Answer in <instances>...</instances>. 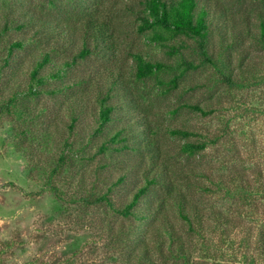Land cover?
<instances>
[{
	"label": "rangeland",
	"instance_id": "374dc122",
	"mask_svg": "<svg viewBox=\"0 0 264 264\" xmlns=\"http://www.w3.org/2000/svg\"><path fill=\"white\" fill-rule=\"evenodd\" d=\"M28 2L37 7L42 17H50L66 28L65 36L75 37L74 42H67L70 56L82 46L89 16L111 21L113 40L110 42L114 45L109 51L102 45L99 52L91 47V55L76 67L70 78L88 79L89 85L75 91L87 104L88 111L99 106L97 90L116 82L114 102L118 110L128 114L124 121L115 122L91 142L95 127L92 114L88 113L85 121L77 124L72 132L68 127L70 106L74 104L71 94L60 96L59 100L47 94L28 98L23 107L31 111L38 112L42 106H49L55 115L59 113L50 126L55 132L49 145L52 152L60 153L63 140L70 138L80 141L77 147L86 145L90 154V144L108 139L116 126L130 124L134 140L152 146V150L145 151L144 164L148 167L157 159L159 166L154 175L164 161L171 167L170 177L180 179L192 175L197 183L213 190L192 186L186 190L190 198L206 209L221 208L239 221L240 227L232 231L230 243L223 247L224 256L233 262L264 264V79H252L264 77V47L260 42L264 0H199V5L209 12L210 60L202 55L196 38L180 35L164 40L162 45L151 39L153 32L141 31L144 0ZM40 30L38 36L46 47H51L57 39L56 33L52 29ZM135 53L166 66L156 76L137 80ZM231 69L238 83L230 84L222 75V71ZM175 78L177 85L173 86ZM20 79L9 76L2 79L0 104L14 91L23 90L26 83L18 86ZM185 103L199 104L209 114L194 111L184 106ZM16 118L13 114L0 116V264H66L69 259L73 261L70 264H108L104 239L93 228L83 227L79 212L68 208L53 191L44 188V169L31 164L20 148L21 144H31L27 138L21 142L19 135L29 128V121L26 124L24 119ZM171 128L189 129L196 135L176 136L169 132ZM188 140L205 142L207 147L189 156L182 151ZM151 151L156 158L151 156ZM122 157L119 153L113 156L118 164H122ZM99 160L100 156L77 166L75 171L82 167L88 170L89 187L96 183L101 193L110 183L105 174L100 178L94 174ZM197 172L200 174H192ZM106 173L115 180L122 174V168L107 169ZM240 174L254 188L255 201L251 204H242L224 191L214 189L212 179L219 180V175L235 178ZM76 177L67 176L66 182L71 183L62 186L65 191H80L84 187ZM137 178L123 191L115 187L111 194L115 202L122 204L131 199L136 185L143 184V171Z\"/></svg>",
	"mask_w": 264,
	"mask_h": 264
},
{
	"label": "trees",
	"instance_id": "16d2710c",
	"mask_svg": "<svg viewBox=\"0 0 264 264\" xmlns=\"http://www.w3.org/2000/svg\"><path fill=\"white\" fill-rule=\"evenodd\" d=\"M208 13L205 7L199 5V0H144L140 30L153 32L151 39L162 45L164 40L180 35L196 38L202 55L210 60L208 48L211 26ZM260 26V42L264 47V15L261 16ZM84 27L82 46L70 56L67 42H74L75 37L65 36L66 28L54 23L50 17H42L37 7L28 0H0V83L7 76L21 78L18 86L26 83L22 91H14L0 104V116L13 114L18 117L17 120L24 119V123L29 121V128H25L19 135L21 142L27 138L31 144H21L20 148L27 154L31 164L40 165L44 169V188L53 191L57 199L68 208L72 207L79 212L83 227L93 228L98 237L104 239L103 245L108 248L104 256L110 260L108 264H243L227 259L223 249L224 245L230 243L232 231L240 227L239 221L221 208L206 209L190 198L186 190L192 186L213 190L197 183L192 175L180 179L170 177L171 167L165 161L154 175L159 166L157 159L148 167L144 164L145 151L152 146L134 140L130 124L118 125L108 139L90 144L91 150L95 148L93 152L89 150L90 154L86 145L77 147L80 141L75 142L70 138L63 140L64 146L60 153L52 152L49 145L55 132L50 126L59 113L55 115L49 106H42L38 112L31 111L23 107L28 98L37 99L47 94L59 100L60 96L71 94L74 104L70 106L71 122L68 127L72 132L77 124L85 121L88 113L92 114L95 127L91 142L112 124L122 122L128 116L125 111L118 110V104L114 102L116 82L109 83L108 87H97L99 106L92 111L87 110V104L75 92L89 85L88 79L76 81L70 76L91 55V47L99 52L102 45L107 51L114 45L110 42L113 40L111 21L99 20V17L93 15L88 17ZM41 28L52 29L56 33L57 39L51 47H46L38 36ZM133 59L137 80L156 76L166 66L163 62L145 58L141 53H135ZM222 75L230 84L239 81L234 77L232 69L222 71ZM258 78L264 79L261 76H253L252 79ZM248 82L251 84L256 81ZM172 84L177 85L176 78ZM184 106L204 115L209 114L199 104L185 103ZM169 132L184 138L196 135L194 131L182 128H171ZM206 147L205 142L188 140L183 144L182 151L194 156ZM151 152V156L156 158L155 152ZM116 153L123 156L122 164L114 160ZM98 156L100 160L94 174L99 178L105 174L110 183L107 190L101 193H98L96 183L89 187L90 182L86 179L88 170L82 167L75 171L77 166L94 161ZM115 167H121L122 174L112 180L113 177L106 176V171ZM142 171L143 184L136 185L131 199L122 204L115 202L111 196L115 187L119 191L127 189ZM72 174L77 175L75 179L84 185L80 191H65L62 187L71 183L66 180ZM218 178L212 179L216 185L214 189L224 191L242 204L255 201L254 188L244 174L235 178L219 175ZM151 195H154L153 199ZM240 214H243L242 211ZM98 224L99 228L96 227ZM71 262L69 259L66 264Z\"/></svg>",
	"mask_w": 264,
	"mask_h": 264
}]
</instances>
